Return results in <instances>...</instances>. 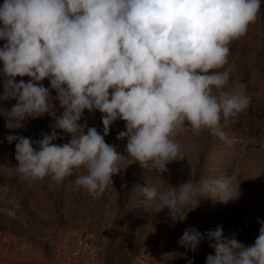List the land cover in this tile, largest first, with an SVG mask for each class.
<instances>
[{
  "label": "clouds",
  "instance_id": "clouds-1",
  "mask_svg": "<svg viewBox=\"0 0 264 264\" xmlns=\"http://www.w3.org/2000/svg\"><path fill=\"white\" fill-rule=\"evenodd\" d=\"M261 6L262 0H3L0 105L16 100L10 110L0 106L7 126L45 113L55 118L40 139L6 137L16 141V172L59 183L82 170L74 184L97 198L113 186L126 156L159 174L184 159L178 134L208 131L225 139L224 126L251 103L245 84L230 83L229 46L246 35ZM53 99L63 109L59 116ZM85 111L101 114L102 133L79 123ZM117 121L124 122L116 137L126 140L124 153L105 141ZM56 129L69 134L66 143H56ZM240 182L221 175L167 187L147 181L140 189L152 213L168 209L174 225L200 197L238 200ZM257 222L251 245L226 236L222 225L203 235L186 229L178 245L195 252L206 239L214 254L205 264H264V219ZM184 255L170 251L161 262Z\"/></svg>",
  "mask_w": 264,
  "mask_h": 264
},
{
  "label": "rangeland",
  "instance_id": "rangeland-1",
  "mask_svg": "<svg viewBox=\"0 0 264 264\" xmlns=\"http://www.w3.org/2000/svg\"><path fill=\"white\" fill-rule=\"evenodd\" d=\"M3 43L0 41V46ZM229 47L225 68L230 71V83L245 84L251 103L224 126L226 138L220 139L208 131L200 135L190 130L178 134L176 139L182 145L184 159L170 163L169 171L159 174L151 164L141 166L126 156L120 164L121 171L112 177L113 186L97 198L74 184L75 175L82 170L59 183L50 177L32 181L16 172V141L9 143L6 137L22 135L40 139L44 133H51L50 125L55 123V118L45 113L27 118L20 126L18 121H10L12 128H9L3 108L10 110L16 100L3 102L0 105L3 107H0L1 240L10 243L12 250L23 245L26 249L19 252L20 257H58L72 261L76 257L68 255L73 241L93 232L96 239L82 250L80 258H95L102 264H162V255L170 251L185 254L170 264H187L189 259L192 264H205L206 256L214 254L206 239L195 252L178 245L183 232L190 228L203 235L222 225L226 236L235 234L244 245L253 244L259 234L258 218L264 219V0L255 23ZM44 85L48 87L49 82L45 80ZM52 103L56 116L61 115L59 101L53 99ZM79 123H87L102 133L98 111L94 114L85 111ZM122 130L124 122H115L105 141L124 153L126 140L116 139ZM56 132V143H66L70 138L60 129ZM221 175H235L241 181V197L227 204L200 197L198 206L189 212L185 209V219L174 225L167 216L168 209L152 213L140 189L147 181L167 187L178 186L187 179L198 182Z\"/></svg>",
  "mask_w": 264,
  "mask_h": 264
},
{
  "label": "crops",
  "instance_id": "crops-1",
  "mask_svg": "<svg viewBox=\"0 0 264 264\" xmlns=\"http://www.w3.org/2000/svg\"><path fill=\"white\" fill-rule=\"evenodd\" d=\"M1 233L2 232L0 231V234ZM20 247L21 249L17 248L12 250L10 248V243L8 244L6 243L5 239L1 240L0 238V264H102L100 260H96L95 258L89 260L85 258H80L81 256L76 257V259L72 261H67L65 258L58 257H20L21 255L19 254V252L23 253L26 249L23 245H21ZM30 250L31 249H29L28 251ZM15 252H17L18 255H15ZM81 255H83V253ZM12 256H14L15 260H12Z\"/></svg>",
  "mask_w": 264,
  "mask_h": 264
},
{
  "label": "built area",
  "instance_id": "built-area-1",
  "mask_svg": "<svg viewBox=\"0 0 264 264\" xmlns=\"http://www.w3.org/2000/svg\"><path fill=\"white\" fill-rule=\"evenodd\" d=\"M96 239V235L93 232H89L86 236L77 237L73 241V246L70 248L69 251V258L79 257L82 254V250H84L87 246L93 243Z\"/></svg>",
  "mask_w": 264,
  "mask_h": 264
}]
</instances>
